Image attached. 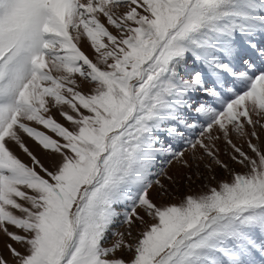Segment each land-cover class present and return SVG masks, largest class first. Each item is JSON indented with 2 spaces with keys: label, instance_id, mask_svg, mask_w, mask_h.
<instances>
[{
  "label": "snow or ice",
  "instance_id": "1",
  "mask_svg": "<svg viewBox=\"0 0 264 264\" xmlns=\"http://www.w3.org/2000/svg\"><path fill=\"white\" fill-rule=\"evenodd\" d=\"M262 137L264 0H0V264H264Z\"/></svg>",
  "mask_w": 264,
  "mask_h": 264
},
{
  "label": "rangeland",
  "instance_id": "2",
  "mask_svg": "<svg viewBox=\"0 0 264 264\" xmlns=\"http://www.w3.org/2000/svg\"><path fill=\"white\" fill-rule=\"evenodd\" d=\"M85 51H88V49L85 48ZM89 54H91V53L89 52ZM56 118H57V119H60L59 116H57ZM262 138H264V137H262ZM28 143H29V146L32 147L34 151H36L35 146L32 145L30 141H28ZM18 154H20V153L18 152ZM21 158H22V159H25V160L27 159V158L24 157L22 154H21ZM171 171H172L173 173H175V172H176V169L173 168ZM193 188H194V189H198V188H199V185H198V184H194V185H193ZM186 190H187V186L185 185V187L182 188L181 191H186Z\"/></svg>",
  "mask_w": 264,
  "mask_h": 264
}]
</instances>
